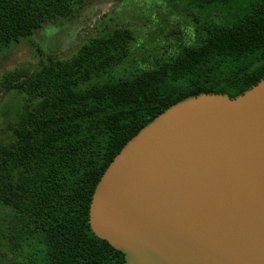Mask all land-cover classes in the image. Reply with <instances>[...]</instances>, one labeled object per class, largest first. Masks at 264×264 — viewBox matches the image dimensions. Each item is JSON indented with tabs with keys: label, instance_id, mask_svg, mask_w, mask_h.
<instances>
[{
	"label": "trees",
	"instance_id": "obj_1",
	"mask_svg": "<svg viewBox=\"0 0 264 264\" xmlns=\"http://www.w3.org/2000/svg\"><path fill=\"white\" fill-rule=\"evenodd\" d=\"M82 0H0V48L68 16ZM193 42L127 76H106L134 32L106 24L69 58L37 46L39 62L14 73L19 97L0 137V264H123L88 223L94 188L124 144L171 104L199 93L234 97L264 77V0H181Z\"/></svg>",
	"mask_w": 264,
	"mask_h": 264
},
{
	"label": "water",
	"instance_id": "obj_2",
	"mask_svg": "<svg viewBox=\"0 0 264 264\" xmlns=\"http://www.w3.org/2000/svg\"><path fill=\"white\" fill-rule=\"evenodd\" d=\"M88 223L123 264H264V77L145 124L98 180Z\"/></svg>",
	"mask_w": 264,
	"mask_h": 264
},
{
	"label": "rangeland",
	"instance_id": "obj_3",
	"mask_svg": "<svg viewBox=\"0 0 264 264\" xmlns=\"http://www.w3.org/2000/svg\"><path fill=\"white\" fill-rule=\"evenodd\" d=\"M106 24H119L134 32L127 58L106 76H127L130 71L151 66L174 52L178 44L193 42L195 24L181 0H82L65 17L49 21L31 35L0 48V137L20 105L19 97H8L14 73L30 72L45 53L69 58L82 43L97 35ZM7 264H27L26 251L4 249Z\"/></svg>",
	"mask_w": 264,
	"mask_h": 264
}]
</instances>
